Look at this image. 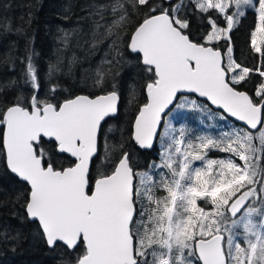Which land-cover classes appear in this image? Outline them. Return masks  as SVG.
<instances>
[{"label": "snow or ice", "instance_id": "snow-or-ice-1", "mask_svg": "<svg viewBox=\"0 0 264 264\" xmlns=\"http://www.w3.org/2000/svg\"><path fill=\"white\" fill-rule=\"evenodd\" d=\"M11 8L0 206L62 264H264V0H92L43 69Z\"/></svg>", "mask_w": 264, "mask_h": 264}, {"label": "trees", "instance_id": "trees-1", "mask_svg": "<svg viewBox=\"0 0 264 264\" xmlns=\"http://www.w3.org/2000/svg\"><path fill=\"white\" fill-rule=\"evenodd\" d=\"M4 2L12 5L7 16L13 25L25 28L26 36L30 39L34 38L33 47L40 53L39 66L43 69L46 67L44 60L51 59L54 62L56 58L55 49L58 45L54 37L57 35V26L69 28L85 25L87 22L81 17L86 13L82 9H85L92 0H4ZM65 16L68 19H64ZM29 19L31 23H25ZM243 23L246 29L251 24V18ZM243 35L244 33L241 32V40L238 43L243 42ZM12 43L16 44L15 55H23L25 38L12 32L6 37H0V57L8 52ZM96 55L97 57L103 55V51ZM20 67L22 65L17 63L16 72L13 73L8 67L0 64V76L14 74L18 76ZM14 187L19 185H13L9 177L0 173V200L11 201ZM14 211L17 213L15 217L12 215ZM22 216V210L11 202L0 206V228L10 226L15 230L13 235L19 233L14 242L0 243V264H62L64 251L59 248L50 249L35 226L27 219L22 220Z\"/></svg>", "mask_w": 264, "mask_h": 264}, {"label": "water", "instance_id": "water-1", "mask_svg": "<svg viewBox=\"0 0 264 264\" xmlns=\"http://www.w3.org/2000/svg\"><path fill=\"white\" fill-rule=\"evenodd\" d=\"M51 249V248H50Z\"/></svg>", "mask_w": 264, "mask_h": 264}]
</instances>
